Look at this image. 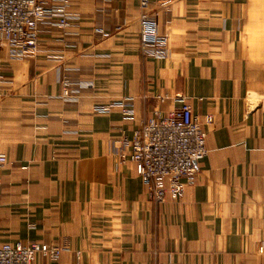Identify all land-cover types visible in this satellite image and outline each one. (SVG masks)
I'll return each mask as SVG.
<instances>
[{
    "label": "crops",
    "instance_id": "obj_1",
    "mask_svg": "<svg viewBox=\"0 0 264 264\" xmlns=\"http://www.w3.org/2000/svg\"><path fill=\"white\" fill-rule=\"evenodd\" d=\"M139 5L74 3L78 26L52 34L74 50L0 46V152L20 164L1 171L0 245L64 248L44 264H264V33H242L255 14L264 21V0H150L169 38L158 59L142 54ZM65 81L77 107L60 98ZM126 96L134 121L93 111ZM160 96L213 122L196 182L157 203L114 138L117 125L131 138Z\"/></svg>",
    "mask_w": 264,
    "mask_h": 264
},
{
    "label": "built area",
    "instance_id": "obj_2",
    "mask_svg": "<svg viewBox=\"0 0 264 264\" xmlns=\"http://www.w3.org/2000/svg\"><path fill=\"white\" fill-rule=\"evenodd\" d=\"M80 0H0V46L10 45L16 57H26L42 52L74 50L75 42L53 39L54 32L63 36L82 19L80 12L71 10ZM106 1V0H98ZM150 0H140V48L146 58L158 59L169 55V38L160 31L158 17L148 10ZM67 73H73L67 68ZM88 88L91 80H84ZM80 89L68 81L64 83L61 99L66 105H79ZM166 97V95H163ZM160 105L142 120L134 135L129 138L121 126H115L120 135L114 138L121 162L132 161L146 185L150 198L162 203L166 199L179 201L184 197L187 185L196 182L198 161L206 156L205 126L213 122V116H201L188 102L166 108L165 97ZM134 98L130 96L114 100H96L95 113L122 112L124 121H134ZM9 162L0 152V200L5 186L1 171ZM64 248L58 244L36 240L6 242L0 245V264H44L57 259Z\"/></svg>",
    "mask_w": 264,
    "mask_h": 264
},
{
    "label": "rangeland",
    "instance_id": "obj_3",
    "mask_svg": "<svg viewBox=\"0 0 264 264\" xmlns=\"http://www.w3.org/2000/svg\"><path fill=\"white\" fill-rule=\"evenodd\" d=\"M259 17L255 14L252 21L245 23V28L242 33H264V21H260L258 19Z\"/></svg>",
    "mask_w": 264,
    "mask_h": 264
}]
</instances>
